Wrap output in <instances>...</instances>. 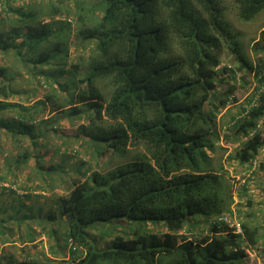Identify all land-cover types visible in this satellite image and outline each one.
<instances>
[{
	"label": "trees",
	"instance_id": "trees-1",
	"mask_svg": "<svg viewBox=\"0 0 264 264\" xmlns=\"http://www.w3.org/2000/svg\"><path fill=\"white\" fill-rule=\"evenodd\" d=\"M13 1L0 0V141L28 144L6 158L11 183L25 177L18 188L0 185V193L14 194L0 203V247H14L0 252V264H247L242 246L257 245V228L241 221L240 235L216 219L235 211L228 171L212 154L216 115L227 99L214 97L237 71L254 83L246 114L233 121L245 140L228 154L251 164L264 148V129L257 132L264 28L252 59L224 0ZM234 6L248 21L264 11V0ZM70 15L81 24L74 36L95 42L84 71L78 63L66 68ZM224 48L237 70L217 68ZM22 71L52 93L12 100ZM62 119L82 121L66 134L58 132ZM130 146L142 149L126 160ZM41 191L47 194L37 204L32 196ZM118 220L132 232L104 240ZM201 221L210 233L197 238L192 226ZM36 238L32 255L17 244Z\"/></svg>",
	"mask_w": 264,
	"mask_h": 264
},
{
	"label": "rangeland",
	"instance_id": "rangeland-1",
	"mask_svg": "<svg viewBox=\"0 0 264 264\" xmlns=\"http://www.w3.org/2000/svg\"><path fill=\"white\" fill-rule=\"evenodd\" d=\"M90 2L94 3L96 2V0H90ZM13 3L14 5H16L19 3V0H14ZM224 5L227 9V16L233 25V30L238 37L239 44L242 45L247 55L253 59L251 44L253 40L258 37L260 30L264 28V11L259 13L253 19L244 21L239 19L235 14L234 0H224ZM97 14L99 13L97 12L95 15ZM70 16L71 21L68 22V29L72 34L68 37L69 55L66 58V68H69L71 64L78 63L81 65L80 70L84 71L86 68L85 65H87L91 57L90 55L94 52L95 42L93 40L84 41L80 36H74V34L77 32V27L81 26V24L80 22L74 20V15ZM88 23H91V20H89ZM2 58L3 55L0 54V63H3ZM222 66H226L227 69L235 68L237 70L236 64L230 52H228L225 48L222 49L220 55V63L217 65V68H221ZM248 78L249 80H251L250 76ZM103 82L105 83V81ZM13 84L18 86L21 90L18 96L16 94L12 96V100L15 101L18 100L21 102H25L28 98L30 100L37 98L39 99L43 98L46 93H52V89L48 88L42 79H40V81L38 82L36 78L30 77L29 75L24 73V71H22L20 75L16 77V79L13 81ZM253 87L254 83L243 80V78L241 77V72L237 71V74H235V79L228 78L227 80H225V83L218 88V92L215 94L214 100L220 101L227 99V101L223 104L220 111H218L216 115V126L219 138L215 145V151L212 154L215 160L220 161L228 171L227 174L233 186L232 193L234 202L232 204V208L236 212V215L244 223L247 222L257 228V236L259 240L257 242V245L253 248L255 256H253L252 258H248L247 264H264V148L258 152L256 158L252 162V165L247 167V170H245V177L248 175L250 176H248L250 179L248 180L249 182H247V185H253L248 188L244 187L245 194L241 195V198L239 195L243 190V187L241 185V181H243V179L241 180V178L243 177V174L240 171V169H242L241 164L228 155L229 153L234 154V151L239 149V147L242 146L245 140L244 136H240L239 134H237L236 127H234L233 121L234 118H237V116L239 117V115L241 114L242 107L246 105V98L252 93ZM229 88L232 89L230 93L228 92ZM227 93L229 95H227ZM47 113L48 112L46 110L43 115H46ZM81 121L82 120L62 119L60 122L61 125L60 127H58V132L66 134L73 133L77 127V124ZM258 129L259 130L257 132H260L262 129H264V116L259 120ZM258 136L260 137V133H258ZM53 137L54 141L58 142L59 140H61V136H59L58 138L56 136ZM27 144L28 140L24 139L15 146H26ZM15 146L9 145L6 139H2L0 141V174L7 177L5 182L0 180V185L10 186L12 184L11 186L13 188H18L17 185H23L22 179L25 176L22 175L20 177H17V180L15 182L16 184H13L11 183V180H14V178L11 173H7L9 169L6 168V158L14 156L16 154ZM141 149L142 146H139L137 148L130 146V152L127 154V157L125 159L128 160L130 158L132 151L134 152L135 150ZM253 163H255L256 166H254ZM250 171H252V173ZM36 192H38V190ZM46 194L47 193L44 191H41L40 193H34L33 196L35 197L32 196V199L37 200L35 202L37 204H40ZM13 197L14 194L12 192H8V190L4 189V191L0 193V203L9 202L10 200H13ZM247 198H251L250 202H248ZM188 226L187 230H191L190 228H188ZM131 227L132 226L130 225L123 224L121 220H118L115 223L113 232H111L110 234H106L107 236L106 238H104V240H110L112 236L123 233L120 232L121 229H126L130 233L132 232ZM148 227L154 231H161V226L159 224L156 225L150 223L148 224ZM192 227V230H194L193 232L198 236L197 238H201L204 234L210 233L209 222H196ZM41 239L45 241L46 237L42 236ZM39 240L40 238L33 239L28 243V245L26 243L20 245L18 242L17 244L19 246L27 247L28 252L32 255L36 250L31 246ZM101 242L102 240L100 241V243ZM5 245L6 243L2 245V248L0 247V252L2 250H14V247ZM43 246L46 249L47 243L45 245L43 244ZM20 249L21 248L16 249V251H19L21 257H23L26 251H20ZM55 258L57 261H61L63 257L55 256ZM54 264H58V262H54Z\"/></svg>",
	"mask_w": 264,
	"mask_h": 264
},
{
	"label": "built area",
	"instance_id": "built-area-1",
	"mask_svg": "<svg viewBox=\"0 0 264 264\" xmlns=\"http://www.w3.org/2000/svg\"><path fill=\"white\" fill-rule=\"evenodd\" d=\"M245 107L248 108L249 105L246 104ZM246 112H247V110L242 111L241 115L246 114ZM216 219L220 223L225 224L226 226L231 228V230L234 233L242 235L243 231H242V227H241V225H242L241 219L236 215L235 212H227L225 214L219 215ZM242 248L245 250L248 258H252L253 256H255V252H254L253 248L248 247L244 243H243Z\"/></svg>",
	"mask_w": 264,
	"mask_h": 264
},
{
	"label": "crops",
	"instance_id": "crops-1",
	"mask_svg": "<svg viewBox=\"0 0 264 264\" xmlns=\"http://www.w3.org/2000/svg\"><path fill=\"white\" fill-rule=\"evenodd\" d=\"M253 164H254V166H256L255 163H253ZM251 165H252V163L251 164H246V163L245 164H241V168L242 169H240L241 173L243 174V177L241 178V180L243 179V181H241V183L244 184L243 186L244 187H247V188L248 187H251L253 185V184L252 185H250V184L247 185V182H249L248 181L249 178H248V176L245 177V170H247V167H249ZM237 177H238V175H237ZM244 194H245V192H240V194H239L240 195V198H241V195H244Z\"/></svg>",
	"mask_w": 264,
	"mask_h": 264
},
{
	"label": "clouds",
	"instance_id": "clouds-1",
	"mask_svg": "<svg viewBox=\"0 0 264 264\" xmlns=\"http://www.w3.org/2000/svg\"><path fill=\"white\" fill-rule=\"evenodd\" d=\"M236 213V212H235Z\"/></svg>",
	"mask_w": 264,
	"mask_h": 264
}]
</instances>
